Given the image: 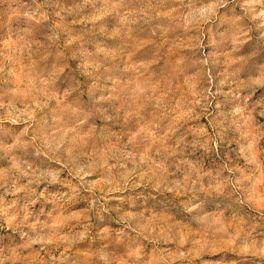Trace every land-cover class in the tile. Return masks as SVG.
<instances>
[{
    "label": "rangeland",
    "instance_id": "374dc122",
    "mask_svg": "<svg viewBox=\"0 0 264 264\" xmlns=\"http://www.w3.org/2000/svg\"><path fill=\"white\" fill-rule=\"evenodd\" d=\"M0 264H264V0H0Z\"/></svg>",
    "mask_w": 264,
    "mask_h": 264
}]
</instances>
